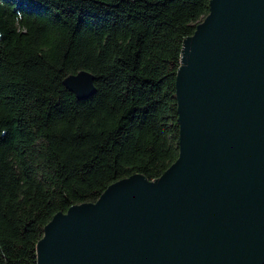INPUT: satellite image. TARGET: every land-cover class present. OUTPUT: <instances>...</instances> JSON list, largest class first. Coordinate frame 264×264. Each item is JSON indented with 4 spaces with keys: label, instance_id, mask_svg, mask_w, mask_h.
<instances>
[{
    "label": "trees",
    "instance_id": "obj_1",
    "mask_svg": "<svg viewBox=\"0 0 264 264\" xmlns=\"http://www.w3.org/2000/svg\"><path fill=\"white\" fill-rule=\"evenodd\" d=\"M211 0H0V264H36L46 224L178 158L182 42ZM92 75L77 100L69 75Z\"/></svg>",
    "mask_w": 264,
    "mask_h": 264
},
{
    "label": "water",
    "instance_id": "obj_2",
    "mask_svg": "<svg viewBox=\"0 0 264 264\" xmlns=\"http://www.w3.org/2000/svg\"><path fill=\"white\" fill-rule=\"evenodd\" d=\"M63 86L94 93L85 71ZM179 154L46 224L36 264H264V0H211L182 42Z\"/></svg>",
    "mask_w": 264,
    "mask_h": 264
}]
</instances>
